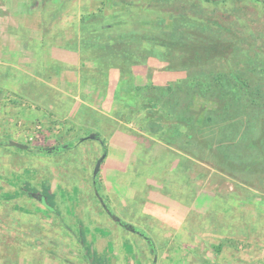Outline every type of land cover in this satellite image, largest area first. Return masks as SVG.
Here are the masks:
<instances>
[{
	"label": "rangeland",
	"instance_id": "374dc122",
	"mask_svg": "<svg viewBox=\"0 0 264 264\" xmlns=\"http://www.w3.org/2000/svg\"><path fill=\"white\" fill-rule=\"evenodd\" d=\"M30 1L0 0V264H137L144 238L115 223L95 191L157 245L175 235L171 247L206 244L223 264H264L262 1ZM144 34L188 45L186 53L218 42V52L161 58L174 46ZM218 75L230 80L209 84ZM144 98L158 103L152 117L128 109ZM225 104L226 125L202 127ZM157 122L156 132L145 128ZM62 144L70 148L39 150ZM162 212L185 218L182 230L159 229ZM89 231L110 235V247H87Z\"/></svg>",
	"mask_w": 264,
	"mask_h": 264
},
{
	"label": "crops",
	"instance_id": "0c3cea01",
	"mask_svg": "<svg viewBox=\"0 0 264 264\" xmlns=\"http://www.w3.org/2000/svg\"><path fill=\"white\" fill-rule=\"evenodd\" d=\"M29 6H32V5H29ZM25 7L27 8V6H25L24 4L23 5L20 4L16 8L18 10L26 13L28 11L25 10ZM6 9H9V13H10V11L12 13V12H15V10H16L15 8L11 9V4H9V8L7 7ZM32 9H33V6L31 7V11H33ZM36 12H37V10H36ZM37 17H38V15H37ZM1 18L2 17H0V19ZM8 18L11 20V18H13L12 14H11V18L9 16L7 17V19ZM4 20H5V18H4ZM105 164H108V163H106V161H105ZM109 167L110 166L108 165L104 170H106V172H108L110 169H112ZM101 169H103V166L101 167ZM114 170L116 171V169H114ZM108 174H109V172H108ZM113 174L114 173H112V175H108V176L113 177ZM110 180H111V178H110ZM111 181H113V179ZM160 200L165 201L166 199L163 197H160ZM199 200H202V199L199 198ZM204 200H207V199H204ZM165 202L167 204L172 205V208H173L174 204H178L179 210H183V212L185 210L184 206L180 205L179 202H177V201L170 200V201H165ZM200 203H202V201H200ZM203 203H205V202H203ZM174 208H175V206H174ZM201 209H199V210H201ZM187 210L189 211L190 207ZM188 211H185V213L187 214ZM157 216L159 217L157 219V221H158L157 225L159 226V229L160 228H161V230L166 229L165 231H167L168 234H171L170 232L174 231L173 229L179 230V231L182 230L181 225H184L183 221L185 218L183 219L182 217H180L178 219L180 221H178V220H175V215H172L171 213H167V212L166 213L162 212L161 214H159ZM176 223H178V226L176 225ZM130 225H132V224H130ZM124 229H126V228H124ZM170 229H171V231H170ZM128 231L134 233V231H131V230H128ZM144 232H146V231H144ZM176 233H178V232L175 231L172 234H176ZM203 234H206V233H203ZM146 235H148V234L146 233ZM109 236L103 235V234H95V233L89 231L87 247H110L111 236H110V238H109ZM163 236L164 237L157 238V240H158L157 243H159L158 245L154 242V240L151 237L148 236L151 239V242L153 244L152 247L154 249L150 248L151 246L146 241V239L143 237L146 243L142 247H148V251H147V253H146V251H143V252H139V253L135 254L136 258H137V262H138L137 264H151L150 258H153V257H154L153 264H223L222 262L225 261L222 258L221 253L220 254L213 253L212 250H207L206 244H203V245L196 244V245H192L191 247H184L183 245L178 246V244H177V245L171 247L170 242L171 241L174 242L175 241L174 239L177 240V237L175 235H172V236L163 235ZM198 239H200V238H198ZM67 240H68V238H67ZM113 242H116V241L114 240ZM164 244H166V245H164ZM157 247H158V249H157ZM223 249H224L223 246H220L219 249H218V247H216V251L218 250L220 252H223ZM89 261H91V260H89ZM124 261L127 262V259H125ZM131 263L135 264L133 261L130 260L129 264H131Z\"/></svg>",
	"mask_w": 264,
	"mask_h": 264
},
{
	"label": "trees",
	"instance_id": "16d2710c",
	"mask_svg": "<svg viewBox=\"0 0 264 264\" xmlns=\"http://www.w3.org/2000/svg\"><path fill=\"white\" fill-rule=\"evenodd\" d=\"M23 2L24 1H27L28 2V4H30L31 3V1L30 0H22ZM43 1H46V0H33L32 1V3H33V5H36V4H38V7L40 8L41 7V5H42V2ZM56 0H54V2H55ZM60 2H64L65 0H59ZM149 1V3L150 4H152L153 3V1H150V0H148ZM148 1H145V2H148ZM262 1V4H263V6H264V0H261ZM7 5V4H6ZM5 4H4V6L7 8V6H6ZM126 6V5H125ZM5 8V9H6ZM38 10H40V9H38ZM37 10V11H38ZM37 15H38V13H37ZM83 19H84V16L83 17H81V19H80V23L83 21ZM94 21V20H93ZM108 25H104V24H102V25H100V28L101 29H106V31H107V29H108V27H107ZM144 36H147V40L149 41V42H153L154 44H158V45H160V46H166L167 45V47H172V46H174L173 48H174V53L173 54H171V55H168V53L166 54V53H160V57L162 58V56H163V58H168V57H172V56H174V57H176V58H178V59H180V62H183V61H187V60H192L193 58L195 59L196 57L195 56H193V53H198L199 52V55L202 57V55L204 54V53H207L208 51L209 52H215V51H217V50H214L215 48H217V47H219V43L218 42H211V43H209V44H207V43H205L204 45H202V46H199V48L200 49H194L193 50V53H189L190 51H187V53L185 52V50H184V46L185 47H189L188 45H184L183 43H181V42H176V41H168V42H165V41H163V40H160V38L159 37H156V36H153V35H146V34H144ZM143 36V37H144ZM29 40V39H28ZM214 46H216V47H214ZM202 48V49H201ZM218 52V51H217ZM162 55V56H161ZM224 57H226V55L224 56ZM231 76V78L233 79V80H235L236 82H238V83H241V81L240 80H238L235 76H233V75H230ZM217 77L218 78H220L219 80L217 79ZM226 80L227 81H229L230 80V77H228V76H221V75H218V76H212V79H210L209 81V84L210 83H215V84H217V85H220L221 84V86L224 84V83H226ZM242 84V87H244L245 89H246V84L245 83H241ZM171 87V86H170ZM170 87H168L167 86V88L165 87V89H168L169 88V90L171 89ZM158 88H160V87H158ZM117 89H120V84L117 86ZM211 89H214V87L212 88V86L210 87L209 86V90H211ZM115 91H116V89H115ZM114 91V92H115ZM121 95H123V96H126V94H125V92L123 93L122 91H120V92H118V93H113V101H118L119 100V98L121 97ZM126 99H128L129 100V98L128 97H126ZM170 99V97H168L167 98V101ZM127 104H129L128 105V109H130L131 111L130 112H133V114L135 115V113L138 111V110H140V109H144V110H147L146 112H145V114H146V116H145V118H147V117H149V116H153V113H152V111H151V109L153 110V108L155 109L157 106H158V103H154L153 102V99H150V98H144V100H142L141 102H137V100H136V102H135V104L133 103V104H131L132 105V109H131V106H130V103H131V101L129 102H126ZM171 105H173L172 107H175V105L176 104H171ZM247 105L249 106V105H251V100L249 101V103H247ZM228 109H230L229 108V105H227V104H225V105H223V106H221V107H217V108H214V109H209L208 110V112H207V114L206 115H204V118L202 119V121H201V123H205V124H203L202 125V127H205L206 125H208V124H206V123H210V122H212V121H217V119H219V122L217 123L218 125H221V126H224V125H226V123H224V121H226L227 120V117L229 116L228 114H229V111H228ZM93 110V109H92ZM192 113H193V115H192ZM194 116V112L191 110V108L189 109V112H188V115L187 116H189L190 118H192V116ZM126 119H129V118H126ZM146 120H148L149 121V119H146ZM229 122V121H228ZM151 122L149 121V124H150ZM158 123V122H157ZM147 125L146 123H145V128L147 127L148 128V131H152L153 133L154 132H156L157 130H159V129H161V127L160 128H158V126H159V123L158 124H154L153 126L152 125ZM214 124H215V122H214ZM231 125V123H229L228 124V126H230ZM150 126V127H149ZM227 126V127H228ZM98 133V132H97ZM97 136V135H96ZM187 137H189L190 138V135H188ZM85 138H87V137H83L82 138V140L83 139H85ZM101 140V142H102V144L104 145V142H103V139H100ZM237 142V141H236ZM202 145L204 144L203 143V141H202V143H201ZM201 145V146H202ZM242 146H244L243 144L239 147V148H242ZM59 148L60 149H69L70 148V146L68 145V144H62L61 146H59V147H55V146H50V147H39V150H41V151H45V150H47V151H53V150H55V151H57V150H59ZM193 156H196L195 155V153H193L192 154ZM96 183L97 182V178H96V176L95 177H93V183ZM94 183V184H95ZM94 189L96 190V185H94ZM95 194L97 195V192L95 191ZM97 197H98V195H97ZM103 202H104V200H103ZM105 203V202H104ZM106 204V203H105ZM118 224H120L121 226H123L124 228H126L127 230H131V231H134V232H136V233H138L139 235H141L142 237H144L145 239H146V241L149 243V245L151 246V248L152 249H154L152 246H153V244H152V242H151V239L146 235V233H144L142 230H140L138 227H136V226H134V225H130L129 223H126V222H120V223H118Z\"/></svg>",
	"mask_w": 264,
	"mask_h": 264
},
{
	"label": "water",
	"instance_id": "95a60500",
	"mask_svg": "<svg viewBox=\"0 0 264 264\" xmlns=\"http://www.w3.org/2000/svg\"><path fill=\"white\" fill-rule=\"evenodd\" d=\"M90 138H96V134L93 133V134H89ZM8 145H11V146H15V147H18L20 149H24V150H27L29 148V146L27 144H23V143H20V142H17V141H9L7 143ZM105 157V154L103 153V155H101L95 162V166H94V170H93V177H95L99 171V168H100V164L102 162V160L104 159ZM36 195V194H34ZM98 195V193H97ZM42 199V198H41ZM98 199L100 201V203L102 204L103 208L105 209L106 213L116 222V223H119L121 222V219L117 216H115L111 211L110 209L107 207V205L103 202V199L98 195Z\"/></svg>",
	"mask_w": 264,
	"mask_h": 264
},
{
	"label": "flooded vegetation",
	"instance_id": "af4514ba",
	"mask_svg": "<svg viewBox=\"0 0 264 264\" xmlns=\"http://www.w3.org/2000/svg\"><path fill=\"white\" fill-rule=\"evenodd\" d=\"M120 223V222H119Z\"/></svg>",
	"mask_w": 264,
	"mask_h": 264
}]
</instances>
